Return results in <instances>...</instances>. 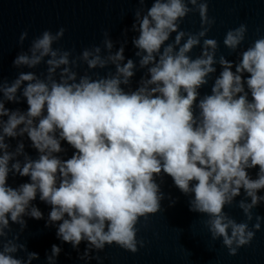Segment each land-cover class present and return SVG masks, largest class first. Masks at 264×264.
<instances>
[{
	"label": "clouds",
	"instance_id": "obj_1",
	"mask_svg": "<svg viewBox=\"0 0 264 264\" xmlns=\"http://www.w3.org/2000/svg\"><path fill=\"white\" fill-rule=\"evenodd\" d=\"M138 3L123 42L113 41L105 30L102 47L72 57L53 48L65 29L45 30L12 64L34 69L44 63L46 72L20 71L11 82L0 77V264L39 259V253L18 243V234L9 237L12 224L26 228L25 217L44 219L33 203L37 197L50 206L45 226L55 227L56 238L70 244L79 260L99 261L92 252L113 244L137 253L144 241L137 239L136 226L162 210L164 176L185 196L192 194L189 211L208 217L211 238H222L229 255L250 245L260 230L264 217L255 216V231L249 222L252 210L264 203L259 194L264 191V37L240 52L237 61L223 55L217 60L218 42L204 38L215 23L208 0H152L147 8L146 0ZM193 11L201 18L195 34L180 30ZM129 31L136 33L131 44L138 61L124 55ZM246 33L247 25L240 24L227 31L223 43L236 52ZM27 36V31L20 34L21 45ZM197 46L201 54L192 58ZM81 63L87 65L83 75L75 70ZM217 64L221 71L211 94L201 97L199 90ZM109 66L115 70L104 76L89 74ZM144 69L133 88V77ZM25 100L26 111L5 106ZM25 136L38 158L25 151ZM11 139L17 140L14 149ZM62 142L74 150L68 159L58 155L67 151ZM251 169H258L255 178ZM10 175L30 182L12 187ZM242 192L238 207L246 221L238 223L224 208ZM168 198L174 207L177 199ZM62 250L51 245L46 264H57Z\"/></svg>",
	"mask_w": 264,
	"mask_h": 264
},
{
	"label": "water",
	"instance_id": "obj_2",
	"mask_svg": "<svg viewBox=\"0 0 264 264\" xmlns=\"http://www.w3.org/2000/svg\"><path fill=\"white\" fill-rule=\"evenodd\" d=\"M151 3L152 0H146L144 7H150ZM139 7L141 5L138 0H0V77L11 82L20 71H33L37 75L46 72L44 63L34 69H17L12 64L16 55L21 51L26 52L31 41L45 30L55 33L63 27L64 36L53 44V48L70 51L72 57L80 55L85 48L102 47L105 30L109 32L113 41L123 42L125 39L123 30L131 29L134 11ZM208 16L214 18L215 23L204 38L215 39L218 42L217 60L223 55L230 61H237L240 52L246 50L256 39L264 37V0H208ZM240 24L247 25V33L236 52H232L224 45L223 40L229 29H234ZM180 30L198 33L201 30L199 13L190 12L180 23ZM24 31L28 32V36L21 45L19 37ZM134 35L136 33L128 32L124 55L126 58L138 61L134 55L136 49L131 44ZM175 35L176 33L172 34L168 43L174 41ZM204 38L201 39V45ZM116 47L118 48L119 44ZM115 50L114 48L113 51ZM201 50L200 46L194 47L189 55L196 58L201 54ZM215 67L216 73L212 74L208 84L199 90L201 97L211 94L214 79L221 71L219 64ZM75 70L83 75L87 65L81 63ZM114 70L113 66H109L106 69L90 70L89 74L98 73L104 76L108 71ZM145 74L146 69L136 72L132 81L133 88ZM249 99H251L250 95ZM5 106L13 110L16 108L27 110L26 100L19 104L7 102ZM23 140L28 155L33 159L38 158L37 151L30 147V140L26 136ZM9 143L14 149L17 140L11 139ZM62 147L67 151L58 155L62 159L70 158L74 150L66 142H62ZM20 159L22 160L23 157ZM257 171L258 169L249 170L253 178L256 177ZM25 182H30V178L18 175L15 177L10 175L8 178V184L12 187ZM157 182L160 183L159 177ZM161 188L165 193L162 210L155 215L150 214L147 221L141 218L136 226L139 229L137 239L144 241V247L139 248L135 254L113 244L106 245L101 252H92L93 256L100 257L99 261L79 260L77 252L70 244L61 243L56 238V228L45 226L50 206L41 202L39 197L33 203L43 212L44 219L25 217L26 228L21 231L19 225L12 224L9 237L18 234V243L25 244L29 252L39 253V259L32 261V264H46L45 254L46 252L50 254L53 244L63 249L57 264H264V219L261 220L259 231L253 229L256 223L255 216L264 217V203L252 210L253 219L249 222V228L255 231L254 239L250 245L239 248L237 255L231 256L228 254V249L223 246L222 238L216 240L211 238L205 224L208 217L189 211L188 201L192 199V194L188 196L182 194L168 176L163 177ZM169 194L173 199H177L174 207H169ZM259 194L264 195V191ZM243 198L242 192L231 206L224 208V211L238 223L246 221L242 209L238 207V202ZM79 248L82 253L85 244L81 243ZM17 255L26 257L27 253L19 252Z\"/></svg>",
	"mask_w": 264,
	"mask_h": 264
}]
</instances>
